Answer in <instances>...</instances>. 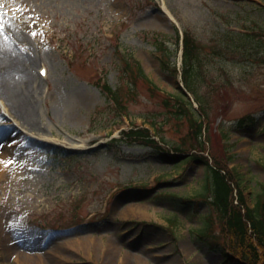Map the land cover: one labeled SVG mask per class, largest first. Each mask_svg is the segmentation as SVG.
<instances>
[{"label":"rangeland","instance_id":"1","mask_svg":"<svg viewBox=\"0 0 264 264\" xmlns=\"http://www.w3.org/2000/svg\"><path fill=\"white\" fill-rule=\"evenodd\" d=\"M24 27L27 36L20 39ZM228 29H256L264 38V0H0V34L12 50L35 59L33 74L23 80L41 79L34 129L24 128L16 113L13 120L0 102V133L18 148L0 174V264H239L196 235L211 215V235L228 243L210 210L209 167L192 159L199 144L189 120L171 116L161 125L171 144L190 153L179 163L151 146L112 141L130 124L162 123L171 111L142 78L129 84L116 47L132 51L157 87L172 94L181 77L169 65L164 70L156 35L175 44L179 32L192 33L209 65L207 151L241 174L253 206L264 187V53L214 54ZM180 56L178 50L170 63L178 65ZM44 66L47 76L40 74ZM103 82L134 94L127 117L112 120L114 112L104 110ZM84 92L93 99L81 106L77 97ZM21 135L18 147L14 140ZM88 141L90 149L67 148ZM172 193L190 202H175ZM134 204L143 209L131 210Z\"/></svg>","mask_w":264,"mask_h":264},{"label":"trees","instance_id":"2","mask_svg":"<svg viewBox=\"0 0 264 264\" xmlns=\"http://www.w3.org/2000/svg\"><path fill=\"white\" fill-rule=\"evenodd\" d=\"M255 28H258V26ZM258 30L253 29L252 33H244L232 29L220 32L219 40L212 47L213 53L219 56H225L228 52H234L237 55H244L252 50H258L264 53V38L258 36ZM179 35L176 37L175 44L166 38L156 35L155 45L159 52V58L162 62L164 70H173L175 75L179 74V70L175 63H170L171 56L176 54L179 46ZM221 48L219 50V48ZM116 53L121 61V72L125 78L129 79L132 86L137 82V76L142 78L150 89L162 96V100L166 108H169V116L163 119V123L174 116L177 120H189L191 125L190 134L193 140L199 144V148L194 149L195 154L192 159H199L205 162L209 167L208 183L205 187L211 192L209 197L210 210L217 212L218 218L222 223V232L225 233L228 243L223 245L216 240L213 235L208 233V229L212 233V216L206 219L201 226V238L207 246L214 251H228L231 261H238L240 264H264V187L263 192L257 195L255 204L250 206L247 202L245 190L242 188L241 180L235 170H232L226 164L218 159H212L206 154L207 143L205 131L208 126L209 118V98L210 91L204 88L205 82H208L206 69L209 65L206 63L205 49L201 43H198L196 36L188 32L183 37V69L181 72L184 88L189 91L196 102V108L190 97L186 94L182 87L176 93L161 94L160 89L147 76L140 61L135 58L134 53L129 49H125L119 45L116 47ZM204 55V56H203ZM264 57V54H263ZM225 63V61L223 60ZM108 99V104L114 106L113 117L128 115L127 100L134 97V94L123 93L121 88H113L109 83L103 82L100 86ZM132 91V90H131ZM152 123L154 127L162 125L160 122ZM159 132L153 133L148 127H132L122 132V140L126 142H139L143 145L153 146L155 148L165 149L169 151L173 149V155L164 153L172 162H178L179 159L186 157L184 148L181 145H173L162 135L161 127ZM155 136H161L157 140ZM163 143V145H162ZM193 151V150H192ZM204 197L205 194L201 193ZM173 201L187 205L186 198L172 197ZM183 200V201H180ZM205 230V231H203ZM215 240L211 241L210 239Z\"/></svg>","mask_w":264,"mask_h":264},{"label":"bare ground","instance_id":"3","mask_svg":"<svg viewBox=\"0 0 264 264\" xmlns=\"http://www.w3.org/2000/svg\"><path fill=\"white\" fill-rule=\"evenodd\" d=\"M26 30L27 29L25 28L17 32L20 39L27 36ZM6 39L7 38L5 34H0V88L4 89L5 87L6 89V87H9L7 91L4 90L5 92L0 89V102L1 104H3L5 110L9 113L13 120L14 116L12 114L15 115L16 113V115L21 117L23 121V127L32 130L36 125L34 117L39 113L37 101L40 97L39 85L41 83V79L35 76L34 79H32V82L29 80H23L25 77H29L33 74V72L30 70L32 69L31 66L34 63L35 59L33 55H30V53H20L16 50H12ZM3 96H5L7 100H5ZM77 99L79 105L84 106L90 103L93 97L90 92H84L81 93L80 96L77 97ZM7 102L9 104H7ZM81 109L82 107H80V111ZM65 111H63V113L66 116H69V118H76L80 115V113L74 111ZM39 128H41L40 123ZM41 129H45V127H42ZM25 133L27 135V133L29 132H24V134ZM7 137L10 136H8V133L6 131H2L0 133V142H3L2 139H5L3 146H0V174L6 170L5 167L7 161H10L14 157L18 156L17 152H15V150H18V148L14 149L7 146L6 142L10 140L6 139ZM24 137L25 135H21L14 140L15 144L18 147L19 143H22L24 141ZM46 141L49 143H47ZM46 141L45 143L53 145V140L46 139ZM80 144L81 143H70L69 148H71L72 150L80 149L81 147H83V149L91 148L88 146L89 141L81 145ZM136 205L138 209H143V204H134V206H132L130 209L134 210V207Z\"/></svg>","mask_w":264,"mask_h":264},{"label":"snow or ice","instance_id":"4","mask_svg":"<svg viewBox=\"0 0 264 264\" xmlns=\"http://www.w3.org/2000/svg\"><path fill=\"white\" fill-rule=\"evenodd\" d=\"M35 35V33H33Z\"/></svg>","mask_w":264,"mask_h":264}]
</instances>
